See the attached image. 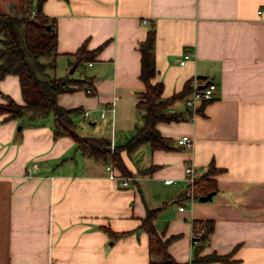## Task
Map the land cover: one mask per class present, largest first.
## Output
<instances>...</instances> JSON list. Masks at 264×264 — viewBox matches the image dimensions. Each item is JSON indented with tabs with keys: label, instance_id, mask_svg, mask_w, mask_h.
<instances>
[{
	"label": "crops",
	"instance_id": "crops-1",
	"mask_svg": "<svg viewBox=\"0 0 264 264\" xmlns=\"http://www.w3.org/2000/svg\"><path fill=\"white\" fill-rule=\"evenodd\" d=\"M3 1L10 9L17 3ZM43 11L57 22L56 73L76 79L57 101L80 108L73 120L81 135L119 145L142 125L139 47L151 29L152 82L163 83L167 112L182 118L157 123L171 148L142 143L121 152L125 175L134 177L121 186L109 177L113 163L85 155L69 135L55 137L52 112H0V264H150L142 221L166 202L154 223L177 261L264 264V0H45ZM82 44L95 51L74 69ZM197 77L218 87L192 110L185 100ZM6 94L25 102L17 74L0 79V102ZM183 135L193 147L177 144ZM188 164L200 174L217 168L211 199L185 197ZM194 220L213 224L199 256L228 260L193 262Z\"/></svg>",
	"mask_w": 264,
	"mask_h": 264
},
{
	"label": "trees",
	"instance_id": "trees-1",
	"mask_svg": "<svg viewBox=\"0 0 264 264\" xmlns=\"http://www.w3.org/2000/svg\"><path fill=\"white\" fill-rule=\"evenodd\" d=\"M45 0H21L14 3L11 11L0 12V79L7 74H17L20 78L25 102L18 103L6 94V102H0V112L8 113L10 118L28 115L37 118L53 113L55 116V137L69 135L73 137L81 151L105 163H113L122 174H129L121 152H133L140 144L149 143L153 148H171L170 138L164 136L157 127L160 120H177L179 113L167 112L172 98H163V83L152 82L156 65L154 57L155 30L151 29L144 42L140 44L141 78L146 84L139 106L143 108V123L136 128L135 133L123 144L115 145L106 136L81 135L73 120V115L80 111L78 107L67 108L60 105L57 96L63 91L75 89L76 79L68 75H57V25L56 19L43 11ZM51 27H48V25ZM95 50H89L82 44L76 52L77 60L74 69L83 60L93 57ZM114 145V146H113ZM156 165L143 171L150 173ZM217 171L215 166L199 175L195 182L197 198L209 192L216 191L217 186L212 175ZM168 204L163 203L154 209H149L142 224L149 233L150 264H188L177 261L168 251V239H163L158 233L154 220L157 214ZM201 223L194 220L195 226ZM207 229L202 241L208 240L213 230V224L207 220ZM203 244L194 248L193 262L207 260H228L229 255L215 252L199 256Z\"/></svg>",
	"mask_w": 264,
	"mask_h": 264
},
{
	"label": "built area",
	"instance_id": "built-area-1",
	"mask_svg": "<svg viewBox=\"0 0 264 264\" xmlns=\"http://www.w3.org/2000/svg\"><path fill=\"white\" fill-rule=\"evenodd\" d=\"M146 21V20H145ZM192 54L190 52L185 53L184 57L181 59V64H184ZM87 62H84L86 64ZM91 64V62H89ZM217 83L213 78H200L197 77L194 80L193 87L186 97L185 103L188 109L195 110L199 104L205 100H210L215 97L217 90ZM91 87L87 88V92H92ZM85 116H89L90 111L86 110L84 112ZM188 116H191L189 113ZM177 144L181 147H193L194 138L190 135H183L177 139ZM33 167H36V163L33 164ZM107 170L110 171L109 177L115 180H118L121 186H128L131 182L134 181V177L131 175H124L115 171L113 164H108L106 166ZM30 170V169H29ZM199 171L193 166V164H188L185 168V180H186V189L185 197L191 202L198 200L195 195V182L199 177ZM171 180L167 179L166 182L169 183ZM180 210H184V204L179 206ZM207 229L206 221L201 222L199 225L195 226L192 232V245L194 247L198 246L202 240L203 234Z\"/></svg>",
	"mask_w": 264,
	"mask_h": 264
},
{
	"label": "rangeland",
	"instance_id": "rangeland-1",
	"mask_svg": "<svg viewBox=\"0 0 264 264\" xmlns=\"http://www.w3.org/2000/svg\"><path fill=\"white\" fill-rule=\"evenodd\" d=\"M12 1L20 3L19 2L20 0H12ZM0 11L1 12H4V11L9 12V11H11V9L7 7V5L5 4V2L3 0H0Z\"/></svg>",
	"mask_w": 264,
	"mask_h": 264
},
{
	"label": "water",
	"instance_id": "water-1",
	"mask_svg": "<svg viewBox=\"0 0 264 264\" xmlns=\"http://www.w3.org/2000/svg\"><path fill=\"white\" fill-rule=\"evenodd\" d=\"M48 27H51V25L49 24ZM214 193H215V192L212 191V192H209V193L206 194V195L200 196V197H199V200H201V201L209 200V199H211V198L213 197Z\"/></svg>",
	"mask_w": 264,
	"mask_h": 264
}]
</instances>
